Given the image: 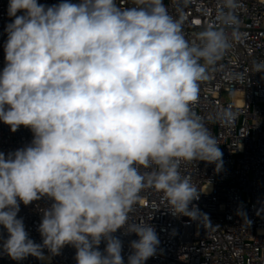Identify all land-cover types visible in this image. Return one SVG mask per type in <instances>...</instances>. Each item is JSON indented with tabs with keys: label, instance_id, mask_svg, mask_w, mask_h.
Here are the masks:
<instances>
[{
	"label": "clouds",
	"instance_id": "clouds-1",
	"mask_svg": "<svg viewBox=\"0 0 264 264\" xmlns=\"http://www.w3.org/2000/svg\"><path fill=\"white\" fill-rule=\"evenodd\" d=\"M67 0L52 6L10 0L5 67L0 72V121L32 142L0 152L3 251L13 260L71 245L77 264H124L119 229L135 233L128 264H144L160 240L149 223L128 224L140 193H163L174 216L207 219L193 205L200 191L182 175V162L223 165L219 143L192 106L200 82L232 46L238 0H222L218 20L199 43L185 39L163 0ZM23 12L22 15H17ZM264 72V61L254 64ZM155 169L142 172L141 168ZM47 196L39 232L29 238L19 202ZM106 241L104 252L99 250Z\"/></svg>",
	"mask_w": 264,
	"mask_h": 264
},
{
	"label": "built area",
	"instance_id": "built-area-1",
	"mask_svg": "<svg viewBox=\"0 0 264 264\" xmlns=\"http://www.w3.org/2000/svg\"><path fill=\"white\" fill-rule=\"evenodd\" d=\"M10 0H0V72L5 67L6 26L15 17L8 14ZM64 0H38L52 6ZM79 3L80 0H67ZM121 8L134 6L133 0H116ZM168 13L177 19L190 43H199L206 27H224L218 20L222 0H163ZM18 12L17 15H22ZM238 24L226 27L234 33L232 46L214 66L208 79L200 82L199 99L192 106L196 117L216 138L223 153V165L217 172L214 163L182 162L180 171L197 188L195 205L203 214L200 221L174 216L163 193L148 187L133 206L128 224L149 223L160 244L156 254L144 264H264V72H255L254 64L264 61V0H238L235 10ZM33 133L20 126L16 132L0 121V152L5 156L29 145ZM155 169L141 168L142 172ZM53 201L47 196L29 205L20 204L29 238L42 244L39 225L43 211ZM113 236L122 242V257L128 264L135 233L119 229ZM8 233L0 225V264H77L76 249L64 246L59 255L43 249L44 259L27 256L13 260L3 251ZM104 252L106 241L98 246Z\"/></svg>",
	"mask_w": 264,
	"mask_h": 264
}]
</instances>
